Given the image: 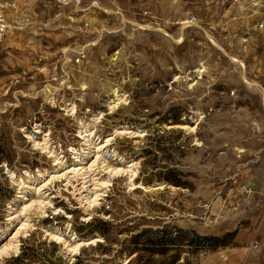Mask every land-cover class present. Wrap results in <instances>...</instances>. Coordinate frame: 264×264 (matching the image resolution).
Instances as JSON below:
<instances>
[{
    "label": "rangeland",
    "instance_id": "rangeland-1",
    "mask_svg": "<svg viewBox=\"0 0 264 264\" xmlns=\"http://www.w3.org/2000/svg\"><path fill=\"white\" fill-rule=\"evenodd\" d=\"M263 93L264 0H0V264H264Z\"/></svg>",
    "mask_w": 264,
    "mask_h": 264
},
{
    "label": "trees",
    "instance_id": "trees-1",
    "mask_svg": "<svg viewBox=\"0 0 264 264\" xmlns=\"http://www.w3.org/2000/svg\"><path fill=\"white\" fill-rule=\"evenodd\" d=\"M172 183H180L177 180H168ZM167 225H161L159 228L152 229L150 227H144L140 229L139 232L132 235V241H133V247L135 250L142 249V251H147L149 253V256L153 255L154 253L158 254H164L169 250L171 247L174 246L173 239L167 238ZM183 231V230H182ZM161 236L158 238V242H154L153 237ZM196 238H201V236L197 235ZM206 238L211 239L210 236H207ZM191 242V240L189 241ZM173 257L176 259L177 255L173 254ZM151 261H148L147 263H150Z\"/></svg>",
    "mask_w": 264,
    "mask_h": 264
},
{
    "label": "bare ground",
    "instance_id": "bare-ground-1",
    "mask_svg": "<svg viewBox=\"0 0 264 264\" xmlns=\"http://www.w3.org/2000/svg\"><path fill=\"white\" fill-rule=\"evenodd\" d=\"M219 49V48H218ZM230 57V56H229ZM231 59V58H230ZM264 94V93H263ZM264 98V97H263Z\"/></svg>",
    "mask_w": 264,
    "mask_h": 264
}]
</instances>
